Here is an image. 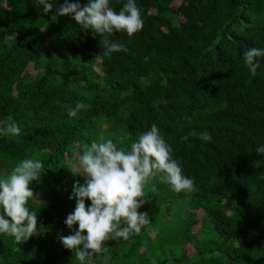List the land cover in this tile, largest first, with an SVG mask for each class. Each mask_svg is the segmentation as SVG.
<instances>
[{"label": "trees", "instance_id": "obj_1", "mask_svg": "<svg viewBox=\"0 0 264 264\" xmlns=\"http://www.w3.org/2000/svg\"><path fill=\"white\" fill-rule=\"evenodd\" d=\"M50 2L46 15L38 0H0V128L11 118L21 129L0 134V177L25 158L45 165L30 186L37 234H0V264H79L59 239L78 230L65 221L85 183L79 155L101 136L130 150L153 124L194 191L157 177L139 209L151 223L86 264H264V57L255 74L244 60L264 49V0H135L143 29L113 32L127 51L109 56L97 34L55 15L65 0ZM125 3L109 0L116 12ZM76 102L89 107L71 117L64 105Z\"/></svg>", "mask_w": 264, "mask_h": 264}, {"label": "clouds", "instance_id": "obj_2", "mask_svg": "<svg viewBox=\"0 0 264 264\" xmlns=\"http://www.w3.org/2000/svg\"><path fill=\"white\" fill-rule=\"evenodd\" d=\"M38 4L43 6L47 15L53 12L55 3L38 0ZM55 15L71 16L83 31L97 34L105 56L127 51L124 44L110 40L113 32L123 31L133 36L144 26L135 0H127L119 12L110 7L109 0H88L83 7L78 0L75 3L65 0ZM258 57H264V49L253 47L244 53L252 74L260 67ZM64 107L69 116L76 117L78 112L89 106L76 102L74 106ZM9 121L6 127L0 128V134L19 136L21 129L11 118ZM197 135L203 141L212 139L206 131L188 134ZM188 136L182 139L187 140ZM256 152L264 153V146L258 147ZM74 167L79 175L85 177V183L81 185L77 181L74 185L69 199H76V207L65 223L69 229L78 225V230L59 239L64 248L74 252L79 264H86L95 255L107 254L108 241H126L133 234L139 235L142 228L151 223L149 215L139 209L146 203L145 188L150 186L153 193L157 191L155 183H152L157 177L177 193L194 191L193 180L183 175L181 166L173 158L172 149L155 124L131 143L130 150L118 148L112 139L103 136L93 140L90 146H84ZM44 168L42 161L25 158L10 173L0 177V234L14 237L17 243L37 234V214L29 209L28 204L36 199L30 186L32 182L39 181ZM86 200L91 202L90 207L86 206Z\"/></svg>", "mask_w": 264, "mask_h": 264}, {"label": "rangeland", "instance_id": "obj_3", "mask_svg": "<svg viewBox=\"0 0 264 264\" xmlns=\"http://www.w3.org/2000/svg\"><path fill=\"white\" fill-rule=\"evenodd\" d=\"M95 69H96V71H98V70H99V67H98V66H96V67H95Z\"/></svg>", "mask_w": 264, "mask_h": 264}]
</instances>
